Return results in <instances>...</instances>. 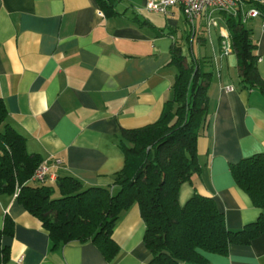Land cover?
I'll use <instances>...</instances> for the list:
<instances>
[{
  "label": "crops",
  "instance_id": "crops-1",
  "mask_svg": "<svg viewBox=\"0 0 264 264\" xmlns=\"http://www.w3.org/2000/svg\"><path fill=\"white\" fill-rule=\"evenodd\" d=\"M121 1L108 16L95 0H0L6 110L0 134L8 125L24 137L26 151L48 163L42 183L57 195L62 176L84 187H111L124 166L120 130L154 123L172 98V49L178 46L187 61L203 60L211 74L207 116L196 139L199 170L180 185L178 203L199 193L213 199L229 229L257 221L262 210L236 184L230 164L264 153V95L242 85L236 53L232 47L225 52L230 33L223 14L214 13L216 24L208 27L205 13L189 23L179 5L148 15L145 0ZM246 26L264 77V18ZM6 220L12 232L1 236L6 256L0 264H152L136 203L114 225L118 250L110 260L90 240L54 245L15 189L0 192V229ZM201 253L209 264H264V231L230 244L225 254Z\"/></svg>",
  "mask_w": 264,
  "mask_h": 264
},
{
  "label": "trees",
  "instance_id": "trees-1",
  "mask_svg": "<svg viewBox=\"0 0 264 264\" xmlns=\"http://www.w3.org/2000/svg\"><path fill=\"white\" fill-rule=\"evenodd\" d=\"M95 1L106 15L117 13L120 0ZM245 3L264 18L262 0ZM223 16L242 85L256 87L264 95V77L256 66L250 28L239 13ZM171 62L177 73L172 98L160 117L140 128L120 130L124 166L115 173L111 187H84L75 178L62 176L56 178L58 195L52 196V187L30 180L40 157L28 153L24 137L5 125L0 134V192L17 188V199L41 221L54 245L90 240L110 260L118 250L112 238L114 225L134 203L145 225L143 242L152 264H209L201 251L225 254L230 244L247 243L264 231V153L230 164L236 184L262 210L257 221L239 230L229 229L213 199L199 193L183 206L178 203L180 185L199 170L196 139L207 116L211 74L204 72L203 60L187 61L178 46L172 49ZM5 117L0 101V122ZM11 232L12 222L6 220L0 239ZM5 256L0 247V263Z\"/></svg>",
  "mask_w": 264,
  "mask_h": 264
},
{
  "label": "built area",
  "instance_id": "built-area-1",
  "mask_svg": "<svg viewBox=\"0 0 264 264\" xmlns=\"http://www.w3.org/2000/svg\"><path fill=\"white\" fill-rule=\"evenodd\" d=\"M246 0H145V6L149 11L166 14L171 6L179 5L187 22L192 23L194 19L205 13L208 19L207 26L211 27L216 24L214 13L241 15L242 21L246 24L247 21L259 15V10L255 7H246ZM264 2V0H262ZM226 39L227 36H225ZM224 50L229 52L231 44L229 40L224 41ZM49 165L46 161H41L30 180L42 183L48 175ZM17 194V188H15Z\"/></svg>",
  "mask_w": 264,
  "mask_h": 264
},
{
  "label": "rangeland",
  "instance_id": "rangeland-1",
  "mask_svg": "<svg viewBox=\"0 0 264 264\" xmlns=\"http://www.w3.org/2000/svg\"><path fill=\"white\" fill-rule=\"evenodd\" d=\"M126 2H128V0H122L121 1V3L122 4H124V3H126ZM148 9L146 8L144 11H142L143 13H145V14H148V15H154L153 13H151L152 11H147ZM156 16H158V15H156ZM160 17V16H159ZM193 44H194V49H195V51L197 50L196 48H197V46H196V38L194 39V42H193ZM52 196H57V194L56 193H53L52 194Z\"/></svg>",
  "mask_w": 264,
  "mask_h": 264
}]
</instances>
